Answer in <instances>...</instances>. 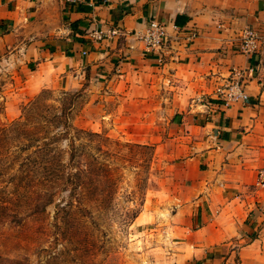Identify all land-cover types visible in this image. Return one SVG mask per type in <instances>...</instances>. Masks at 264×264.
Segmentation results:
<instances>
[{
  "label": "crops",
  "instance_id": "crops-1",
  "mask_svg": "<svg viewBox=\"0 0 264 264\" xmlns=\"http://www.w3.org/2000/svg\"><path fill=\"white\" fill-rule=\"evenodd\" d=\"M153 19L172 37L156 53ZM3 69L25 72L9 117L44 88L90 92L169 157L140 264H264V0H0Z\"/></svg>",
  "mask_w": 264,
  "mask_h": 264
},
{
  "label": "rangeland",
  "instance_id": "rangeland-1",
  "mask_svg": "<svg viewBox=\"0 0 264 264\" xmlns=\"http://www.w3.org/2000/svg\"><path fill=\"white\" fill-rule=\"evenodd\" d=\"M20 77H25L23 70L16 79L8 70L0 71V264H140L146 237L136 217L154 203L159 206L152 193L170 172L169 157L158 154L151 144L129 141V118L115 116V100L102 106L88 104L90 92L64 94L63 89L44 88L15 103L16 113L9 117L7 97ZM39 93L46 98L35 127L51 129L45 116L68 109L76 124L112 139L97 143L96 182L81 192L65 188L50 195L42 172L50 156L34 147L26 149L33 137L23 135V124H15L25 118L27 130L34 128L24 107ZM66 143L62 139L57 145L66 148ZM89 151L87 147L81 155L82 173L91 158ZM106 167L111 168L108 178ZM71 202L73 212L64 211Z\"/></svg>",
  "mask_w": 264,
  "mask_h": 264
},
{
  "label": "trees",
  "instance_id": "trees-1",
  "mask_svg": "<svg viewBox=\"0 0 264 264\" xmlns=\"http://www.w3.org/2000/svg\"><path fill=\"white\" fill-rule=\"evenodd\" d=\"M63 93L67 94L66 91H63ZM45 98L46 97L44 94L39 93L26 105V107H24L25 115H31L34 119V128L32 130L28 131V127H25L27 123L25 122L27 121L25 118L23 120L20 118L15 122V124H23V135L30 136L31 138L33 137L31 145H28L26 149H29V147H34L35 152L40 153L41 151H46L50 156L48 162L43 166L44 170H42V172L45 173V177L47 178L45 182H48L46 184L49 187L48 192H50V195H55L60 190H67L68 188H71L70 190L75 192H81L82 188L84 190L88 184L96 182V177L98 174L95 163L97 160L95 155L96 148L98 147L97 143L100 142L101 139L109 141L112 139L110 137L102 138V135L99 132L89 130L76 124L74 121V116L72 117L70 115L68 109H63L61 112H56L50 118L43 115L45 116V119L51 123V129H41L35 127L38 124V114H42L40 106L45 105ZM49 110L50 109L48 108L47 111ZM44 134L49 135L43 136ZM62 139H65L67 142L66 148H62L57 145V143ZM84 140L85 142H83ZM141 146L149 145L145 144ZM87 147L90 150L89 154L91 155V158L87 160L88 164L85 165L86 169L84 170V173H82L83 169L81 165V155H85L84 153L87 151ZM105 153L107 156H112V153L108 150ZM65 154L67 159H64ZM100 170L104 169L100 168ZM105 170V177L108 178L111 168L106 167ZM83 184L85 185L83 186ZM73 208L74 205L73 202H71L69 208L65 209L64 211L70 213L73 212Z\"/></svg>",
  "mask_w": 264,
  "mask_h": 264
},
{
  "label": "built area",
  "instance_id": "built-area-1",
  "mask_svg": "<svg viewBox=\"0 0 264 264\" xmlns=\"http://www.w3.org/2000/svg\"><path fill=\"white\" fill-rule=\"evenodd\" d=\"M140 38L144 41L146 50L155 53L163 50L165 47H169L172 42V37L168 34L166 26L157 19H153L150 22L146 32ZM242 38L244 51L248 53L253 52L258 40L257 33L253 29L248 28L244 31ZM241 85V82L237 80L229 86V89H236L242 94ZM228 94L230 96L234 95L232 92ZM261 180L264 182V173H261Z\"/></svg>",
  "mask_w": 264,
  "mask_h": 264
}]
</instances>
